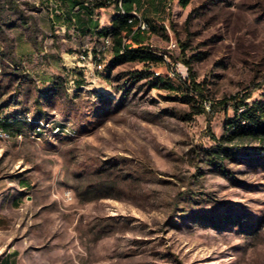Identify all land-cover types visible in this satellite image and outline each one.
I'll use <instances>...</instances> for the list:
<instances>
[{"label": "rangeland", "instance_id": "obj_1", "mask_svg": "<svg viewBox=\"0 0 264 264\" xmlns=\"http://www.w3.org/2000/svg\"><path fill=\"white\" fill-rule=\"evenodd\" d=\"M85 1L0 0V264H264V138L219 152L233 110L191 114L183 62L204 105L264 102V0L147 6L157 86L100 47L114 0Z\"/></svg>", "mask_w": 264, "mask_h": 264}, {"label": "trees", "instance_id": "obj_2", "mask_svg": "<svg viewBox=\"0 0 264 264\" xmlns=\"http://www.w3.org/2000/svg\"><path fill=\"white\" fill-rule=\"evenodd\" d=\"M166 0H114L115 7L120 5L118 11H123L124 14H115L112 19L111 33L113 36V46L111 47L112 59L109 61L111 66L118 65L120 63H143L145 68L140 71H133L128 73L130 82H135L141 79L151 78L152 73L148 70L150 64H156L158 61H162V55H158L152 52L150 49H143L142 44L146 38H149L150 33L155 32V27L149 23V31H140L136 27V19H132V11H141L142 18L147 6H153L154 9L162 8ZM178 5L182 8L187 7L190 0H176ZM109 3H105V0L96 2L93 7L87 8L91 11L95 8H101L107 6ZM8 59L14 62L17 66V56L13 53V48L7 47ZM17 59V60H16ZM183 62L187 66V83L185 85L188 94L184 96L185 102L192 108L191 114H205L213 115L217 111H226L228 108L233 110V117L224 120V132L216 138L213 134V139L218 145V151L225 152L223 143L225 141L232 142L240 138H264V102L259 100L253 103H249L247 100L251 97L254 90L243 93L241 97L230 96L223 97L216 103L211 101L204 105L205 96L199 83H196L192 76V69L190 63L186 60ZM151 86H157V77H152L150 80ZM207 108V109H206ZM243 122V123H242ZM227 150V149H226ZM218 154L219 155L222 154ZM229 153L226 152V155Z\"/></svg>", "mask_w": 264, "mask_h": 264}, {"label": "built area", "instance_id": "obj_3", "mask_svg": "<svg viewBox=\"0 0 264 264\" xmlns=\"http://www.w3.org/2000/svg\"><path fill=\"white\" fill-rule=\"evenodd\" d=\"M111 0H105L106 3H110ZM85 6L88 7H93L94 3L91 2V6L88 5L87 1L84 2ZM117 8H120V5L117 4ZM132 19H134V11H132ZM136 27L140 31L148 32L149 28L148 25L146 24V21L144 22H136ZM113 46V36L110 37L108 40H104V42H101L100 47H112ZM78 59V66L83 70V77L86 80V83H94L95 80H98L97 77H89V67L91 65H94L92 61H90V56L88 54H80ZM153 64H150L152 66ZM17 139L16 138V133H6L5 131L1 130V124H0V141H8L10 139ZM20 140V139H17Z\"/></svg>", "mask_w": 264, "mask_h": 264}, {"label": "bare ground", "instance_id": "obj_4", "mask_svg": "<svg viewBox=\"0 0 264 264\" xmlns=\"http://www.w3.org/2000/svg\"><path fill=\"white\" fill-rule=\"evenodd\" d=\"M120 13H121V14H124L123 11H120ZM134 19H136L137 22H144V21L142 20V18L139 17L135 12H134ZM146 24L148 25V28H149V24H148L147 22H146ZM111 36H112V33L109 32V33L105 36L104 40H108V39H110ZM104 40H103V42H104ZM242 123H243V122H242ZM1 130H3V129H1ZM3 131H4V130H3Z\"/></svg>", "mask_w": 264, "mask_h": 264}, {"label": "crops", "instance_id": "obj_5", "mask_svg": "<svg viewBox=\"0 0 264 264\" xmlns=\"http://www.w3.org/2000/svg\"><path fill=\"white\" fill-rule=\"evenodd\" d=\"M81 8L83 9V11H87L89 14L91 13L89 10H87V8H85V7L82 6V5H81ZM115 9H116V12H115V13H117V12L120 13V10L118 11V8H117V7H115ZM101 10H105V8H101ZM108 33H109L108 31H107V33H106V31H105L104 35H105V34L107 35ZM106 35H105V36H106ZM148 39H149V38H146V40H144V42H143L142 44H144V45L147 44L146 42L148 41Z\"/></svg>", "mask_w": 264, "mask_h": 264}]
</instances>
